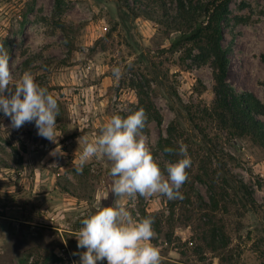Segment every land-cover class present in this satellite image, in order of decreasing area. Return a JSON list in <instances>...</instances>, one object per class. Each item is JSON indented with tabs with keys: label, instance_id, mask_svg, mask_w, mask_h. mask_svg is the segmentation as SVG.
Returning <instances> with one entry per match:
<instances>
[{
	"label": "rangeland",
	"instance_id": "rangeland-1",
	"mask_svg": "<svg viewBox=\"0 0 264 264\" xmlns=\"http://www.w3.org/2000/svg\"><path fill=\"white\" fill-rule=\"evenodd\" d=\"M176 9V0H0V46L9 54L12 84L30 72L59 106L55 142L38 136L34 122L15 129L0 113V214L7 217L0 219V264H64L57 230L12 220H37L43 196L36 195L45 192L73 207L52 211L65 229L79 228L98 201L152 217L160 264H264V146L207 114L213 68L197 50L190 55L188 45L173 42L179 31L163 20ZM221 25L228 83L264 107V0H230ZM141 98L152 102L160 122ZM140 108L162 172L186 146L191 166L182 199L115 197L106 158L75 171L83 138L93 139L112 115ZM257 117L264 124V113Z\"/></svg>",
	"mask_w": 264,
	"mask_h": 264
},
{
	"label": "clouds",
	"instance_id": "clouds-1",
	"mask_svg": "<svg viewBox=\"0 0 264 264\" xmlns=\"http://www.w3.org/2000/svg\"><path fill=\"white\" fill-rule=\"evenodd\" d=\"M119 80V67L112 69ZM10 72L9 54L0 46V113L8 117L11 127L21 128L33 123L37 135L55 142L59 106L57 99L40 86L30 72L25 71L15 84ZM12 84V87H10ZM147 121L142 108L126 116L114 114L102 125L91 140L83 138L76 172L93 158L102 157L110 162L108 175L111 193L115 197L129 200L160 195L168 200L182 199L180 189L187 180L186 170L191 159L186 146L179 149V158L165 164L163 172L156 163L147 138L144 135ZM3 128V125H0ZM166 152L173 149L166 148ZM56 150L51 155H56ZM154 219L132 213L120 203L109 206L97 204L80 220L75 239L79 253V264H160L159 249L151 241L154 237ZM76 253H74L75 255Z\"/></svg>",
	"mask_w": 264,
	"mask_h": 264
},
{
	"label": "trees",
	"instance_id": "trees-1",
	"mask_svg": "<svg viewBox=\"0 0 264 264\" xmlns=\"http://www.w3.org/2000/svg\"><path fill=\"white\" fill-rule=\"evenodd\" d=\"M176 12L166 17L163 22L179 35L174 43L188 45L189 53L197 50L201 62H210L213 68V99L208 115L222 124L235 136L248 135L264 146V124L257 115L264 113L263 105L252 94L238 95L227 81L228 58L222 46L221 21L228 13L230 0H176ZM145 110L151 112L157 122L161 117L151 101L140 99ZM164 153L173 159L169 139H164Z\"/></svg>",
	"mask_w": 264,
	"mask_h": 264
},
{
	"label": "crops",
	"instance_id": "crops-1",
	"mask_svg": "<svg viewBox=\"0 0 264 264\" xmlns=\"http://www.w3.org/2000/svg\"><path fill=\"white\" fill-rule=\"evenodd\" d=\"M36 196H40L43 198L40 199V210L43 211V213H41L38 217L37 220H33V219H23V218H12V220H14L15 222H18V224H16L17 226L21 224H27L30 226V228H35V227H40V226H44L46 229L45 230H57V234L59 235L58 237L60 238V248L56 251L57 255H61L62 260H64V264H79L80 261V256L79 253L83 252L84 249H77V241L76 239H70V235H68L67 233H71V234H75L77 233L78 229L80 228V220L79 219V228H74L72 230L65 229L64 226V222L66 220L64 219H60V217L56 216V214H54L52 211L54 210V208L60 207L63 210H70L73 207L72 206H64V203L58 202V203H53L52 201H50V198L48 197V192L45 193H39ZM85 203V201H82V203ZM102 201H98L97 204H100ZM95 203L94 207L97 205ZM102 204V203H101ZM104 204V203H103ZM102 204V206H103ZM110 204H108L107 206H109ZM104 206H106L104 204ZM13 208L21 209V204L16 203L13 205ZM70 208V209H69ZM7 217H5L4 215L0 214V219H5ZM45 222V225H43ZM66 223V222H65ZM56 224V225H55ZM78 224V223H77ZM58 225V226H57ZM0 229L2 230V225H0ZM66 233V238L64 236V234L62 233ZM70 236V237H69ZM69 238V239H68ZM75 238V236H74ZM74 253H76L74 255ZM70 260H69V258ZM97 264H104V261H98Z\"/></svg>",
	"mask_w": 264,
	"mask_h": 264
}]
</instances>
